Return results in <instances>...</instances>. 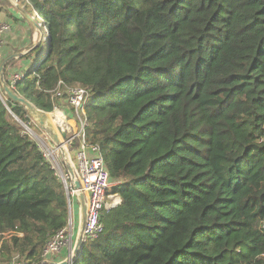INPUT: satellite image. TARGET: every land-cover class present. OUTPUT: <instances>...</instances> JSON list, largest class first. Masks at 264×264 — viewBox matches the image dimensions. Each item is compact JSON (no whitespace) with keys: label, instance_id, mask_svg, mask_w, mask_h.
<instances>
[{"label":"trees","instance_id":"16d2710c","mask_svg":"<svg viewBox=\"0 0 264 264\" xmlns=\"http://www.w3.org/2000/svg\"><path fill=\"white\" fill-rule=\"evenodd\" d=\"M19 3L45 39L6 81L46 112L86 88L87 138L120 182L75 264H264V0ZM0 91V261L37 264L68 225L67 190Z\"/></svg>","mask_w":264,"mask_h":264},{"label":"built area","instance_id":"2783aa9c","mask_svg":"<svg viewBox=\"0 0 264 264\" xmlns=\"http://www.w3.org/2000/svg\"><path fill=\"white\" fill-rule=\"evenodd\" d=\"M6 30H8L7 26H5V24H0V35ZM2 57L3 53L0 47V62L2 61ZM23 76L24 72L22 70H16L12 73L10 78L12 84L14 85L18 80L22 79ZM67 93V101L75 109V116L79 122L77 134L69 137L67 143L69 145L70 142H73L75 137L79 139V144L75 149L76 161L74 164L81 182L82 190L86 193L87 223L84 229V239L86 241L94 240L104 232V224L102 221L104 211L115 208L121 202V198L117 193H109L111 187L120 182L112 180L99 145L91 143L87 138L86 127L88 122L87 118L84 117L85 112L83 107L89 97L88 90L82 86L75 85L70 86L67 89ZM65 179H68V176L63 177V182ZM64 185L70 197L76 195V191L71 183H64ZM74 237V222L70 219L65 228L57 231L48 240L42 251L41 261L37 264H47L48 260L55 259V255L66 248L70 249L69 256L73 250L72 242ZM10 264L32 263L28 260H18L17 262L12 261Z\"/></svg>","mask_w":264,"mask_h":264},{"label":"rangeland","instance_id":"374dc122","mask_svg":"<svg viewBox=\"0 0 264 264\" xmlns=\"http://www.w3.org/2000/svg\"><path fill=\"white\" fill-rule=\"evenodd\" d=\"M10 9L11 11H13L16 17H9L8 14L4 12L0 13V24H3V25L5 24V26H7L8 28V30L6 31L9 32L5 35L7 37L5 38L3 37V44L0 42V47L3 53L2 59L8 55L7 51L8 52L16 51V52L25 53L28 51V46H30L31 44L37 45L41 41V37L45 39L44 35L42 34L43 31H41L42 30L40 26L41 22L38 21L39 19L36 22H34L35 21L34 17H36V13H33L32 16L29 15V17L26 16L27 18L25 19L22 16V14L19 13L15 9V6H10ZM2 36H3V33L0 35V39L2 38ZM5 47L8 49H6ZM61 111H64V110H61ZM49 115H53L52 112H50ZM55 117H57V115ZM49 118L51 120L54 119L53 116ZM25 124L29 128H27L26 126H23L22 124L21 125L23 126V128L26 130L27 133H29L34 139L39 141L40 145L42 146V150L44 154L46 155L47 158L51 160L52 164L54 165V167L56 168L58 172L59 177L61 178V180H63V177H67V173L65 169V163L62 159L61 150L58 149V146L51 139L50 140L52 141V143L49 142V139H48L49 136L39 126H37V124L34 121H33V126L27 123ZM67 149H68V153L70 154L71 160L74 163L76 161V157L75 155L73 157V152L69 151L68 143H67ZM74 154H75V151H74ZM110 193L115 194L112 191H110ZM70 219L73 220L74 231L77 232L81 224V212H80V202L76 195L71 197V216H69V220ZM76 235L77 234H75V237L72 242L73 244L72 249L75 245ZM6 237L9 238L10 235H7ZM68 251H70V249ZM5 254H7L6 251H5ZM17 259L18 258H14L13 261L17 262L18 261ZM11 262L9 263L6 262V263L10 264ZM2 263L3 262L0 261V264Z\"/></svg>","mask_w":264,"mask_h":264},{"label":"water","instance_id":"95a60500","mask_svg":"<svg viewBox=\"0 0 264 264\" xmlns=\"http://www.w3.org/2000/svg\"><path fill=\"white\" fill-rule=\"evenodd\" d=\"M10 2L15 6L17 10L26 15L24 8L20 5L19 0H10ZM28 16V15H26ZM29 17V16H28ZM26 53V52H25ZM23 52H15L6 56L0 62V81L2 83L3 91L9 99L14 102L21 103L26 106L31 116L35 119L37 125L49 136V138L58 146V149L61 150L62 159L65 163V167L68 172V177L71 180L72 187L76 191V196L80 202V212H81V224L76 235L75 245L71 254L61 261L48 260L47 264H75L78 258L79 252L86 240L84 239V229L87 223V201L86 193L82 190L80 179L77 175L76 168L74 163L71 160L70 154L67 149V141L69 139L68 131L62 127V124H55L50 118L49 113L38 108L32 102L26 100L24 97L19 95L14 87L6 81L5 78V65L8 61L13 58H19L24 55ZM25 72V70H23ZM0 96L4 99V96L0 92ZM66 116V112L64 114ZM18 121L23 125L29 128L22 120L17 117ZM64 183H68V180L65 179ZM68 195V204H69V216H71V197ZM121 198V197H120Z\"/></svg>","mask_w":264,"mask_h":264},{"label":"crops","instance_id":"0c3cea01","mask_svg":"<svg viewBox=\"0 0 264 264\" xmlns=\"http://www.w3.org/2000/svg\"><path fill=\"white\" fill-rule=\"evenodd\" d=\"M5 35L6 34H4L2 36V38L0 39V42L2 44H3V37L4 38L7 37ZM6 49H8V48H6ZM15 52L16 51L7 52V53L8 54H12V53H15ZM35 62L36 61H33V63H35ZM26 63H27L26 60L18 62L16 64L17 65V68H12V73H14L16 70H21L23 68V66L26 67L27 66ZM23 70H25V69H23ZM61 110H64V111H61ZM58 112H62V114H63V119H61L62 120L61 121V124H62V127L63 128L65 127L67 129V131L69 132V135L68 136H74V135H76L77 132H78V128H79V122H78V120H77V118L75 116V113H73V109L71 108V106L68 105L67 107H64V108H58V109L55 110V112L53 111L52 114H54L56 116V114ZM65 112H66V116H64ZM48 113H50V112H48ZM55 116H54V119L52 121L55 124H60V121H57L58 119H56ZM48 139H49V142L52 143V141L50 140V138H48ZM74 155L75 154L73 152V157H74ZM77 232L74 231V236H75V234H77ZM68 250L69 249H67V248L64 249V250H62L59 254L55 255V259L53 258V260H56V261L64 260L68 256V254H69V251Z\"/></svg>","mask_w":264,"mask_h":264},{"label":"bare ground","instance_id":"6f19581e","mask_svg":"<svg viewBox=\"0 0 264 264\" xmlns=\"http://www.w3.org/2000/svg\"><path fill=\"white\" fill-rule=\"evenodd\" d=\"M57 117H56V119H58L57 121H60L61 120V118L63 119V114H62V112L60 113V112H58L57 114ZM54 117L55 115L53 114V115H49V117ZM61 122V121H60Z\"/></svg>","mask_w":264,"mask_h":264}]
</instances>
